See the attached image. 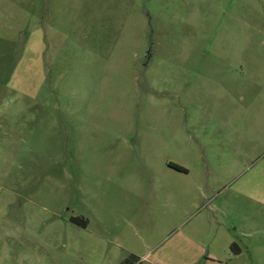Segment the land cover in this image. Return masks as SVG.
<instances>
[{
    "label": "rangeland",
    "instance_id": "374dc122",
    "mask_svg": "<svg viewBox=\"0 0 264 264\" xmlns=\"http://www.w3.org/2000/svg\"><path fill=\"white\" fill-rule=\"evenodd\" d=\"M0 264H264V0H0Z\"/></svg>",
    "mask_w": 264,
    "mask_h": 264
},
{
    "label": "trees",
    "instance_id": "16d2710c",
    "mask_svg": "<svg viewBox=\"0 0 264 264\" xmlns=\"http://www.w3.org/2000/svg\"><path fill=\"white\" fill-rule=\"evenodd\" d=\"M171 166H172V168H174V169H176L178 171L187 172V169L185 167L181 166V165L172 163ZM73 221H75V222H77L79 224H82L84 226H87V224H88L86 220L78 218V217H76V218L73 217ZM233 245H236V244H233Z\"/></svg>",
    "mask_w": 264,
    "mask_h": 264
}]
</instances>
